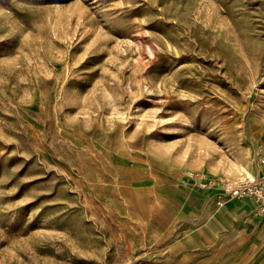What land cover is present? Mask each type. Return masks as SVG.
<instances>
[{
	"label": "rangeland",
	"instance_id": "374dc122",
	"mask_svg": "<svg viewBox=\"0 0 264 264\" xmlns=\"http://www.w3.org/2000/svg\"><path fill=\"white\" fill-rule=\"evenodd\" d=\"M258 151L264 0H0V264H264Z\"/></svg>",
	"mask_w": 264,
	"mask_h": 264
},
{
	"label": "built area",
	"instance_id": "2783aa9c",
	"mask_svg": "<svg viewBox=\"0 0 264 264\" xmlns=\"http://www.w3.org/2000/svg\"><path fill=\"white\" fill-rule=\"evenodd\" d=\"M258 155L260 162L264 164V152L258 151ZM191 176L198 188L210 189L217 184L220 186L214 193L219 206L235 198H252L257 203V212L264 214V170L257 173L245 172L236 176H223L217 179L208 177L204 172H193Z\"/></svg>",
	"mask_w": 264,
	"mask_h": 264
},
{
	"label": "crops",
	"instance_id": "0c3cea01",
	"mask_svg": "<svg viewBox=\"0 0 264 264\" xmlns=\"http://www.w3.org/2000/svg\"><path fill=\"white\" fill-rule=\"evenodd\" d=\"M261 170H264V164H263V165L258 164V166H256L255 169L252 170L251 172H253V173H257V172H259V171H261ZM202 190L204 191V190H207V189H202ZM237 200H246V201L249 202V204H250V207H249L248 209H246V210H244V211L241 212L242 214H243V213H244V214H245V213H250V214L252 215L253 218H260V217H263V216H264V214H261V213H258V212H257V203H256V201H255L254 199H252V198H236V199H231V200L227 201V202L223 205V208H228V207L230 206L231 203H233V202H235V201H237ZM208 204H209V207H210L211 205H212L213 207H218V204H217L216 198L213 197L212 195H210V196L208 197ZM242 214H241V215H242ZM215 217H216V218H219V217H217V216L214 214V215H212V220L215 219ZM209 218H211V217H209ZM219 219H221V218H219ZM221 220H222V219H221ZM252 220H253V219H252Z\"/></svg>",
	"mask_w": 264,
	"mask_h": 264
},
{
	"label": "bare ground",
	"instance_id": "6f19581e",
	"mask_svg": "<svg viewBox=\"0 0 264 264\" xmlns=\"http://www.w3.org/2000/svg\"><path fill=\"white\" fill-rule=\"evenodd\" d=\"M247 205V204H246ZM242 208V207H241ZM244 208V207H243ZM232 214V213H231Z\"/></svg>",
	"mask_w": 264,
	"mask_h": 264
}]
</instances>
